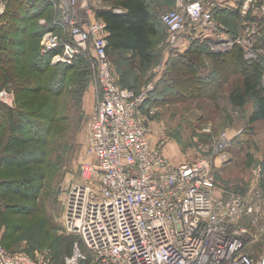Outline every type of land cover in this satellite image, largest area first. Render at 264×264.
Returning a JSON list of instances; mask_svg holds the SVG:
<instances>
[{
	"label": "built area",
	"instance_id": "built-area-1",
	"mask_svg": "<svg viewBox=\"0 0 264 264\" xmlns=\"http://www.w3.org/2000/svg\"><path fill=\"white\" fill-rule=\"evenodd\" d=\"M254 2L243 0L241 16ZM96 3L100 0H53L60 33L46 31L39 49V56L49 57L54 65H72L91 49L101 87L86 147L97 167H83V177L97 175L98 184L69 188L63 214L66 231L81 239L97 264H264V224L252 206L257 194L247 203L240 197L223 199L215 193L206 159L172 163L152 144L138 111L153 84L137 95L118 86L109 70L105 23L92 18ZM217 6L218 0L197 1L179 12L161 14L160 21L170 31V41L190 22L203 33L215 31L218 42H210L211 49L239 45L247 60L257 59L254 21L244 23L245 35L229 38L214 21ZM4 8L0 0V16ZM10 92L0 91V103L8 107ZM227 138V132L221 134L220 147ZM0 264L46 263L24 252H8L0 243Z\"/></svg>",
	"mask_w": 264,
	"mask_h": 264
},
{
	"label": "rangeland",
	"instance_id": "rangeland-1",
	"mask_svg": "<svg viewBox=\"0 0 264 264\" xmlns=\"http://www.w3.org/2000/svg\"><path fill=\"white\" fill-rule=\"evenodd\" d=\"M163 1L151 0V4L156 6ZM197 1L207 0H173L157 13L160 16L173 10L179 12L183 5ZM101 2L92 6L93 12ZM262 3L264 0H256L253 6L250 3L246 16L240 14L234 18L236 29L249 15L264 18ZM44 18L29 22L21 37H11L5 56L0 55L6 60L0 65V91L10 90L12 95V107H6L10 110L18 107L28 117L15 116L18 122L13 123L16 130L13 131L3 124L6 117L0 109V182L20 180L30 173L37 174L40 185L36 199L31 202L22 204L14 196L11 198L15 202L8 205L0 200V243L8 252H24L46 264H69L76 249L79 252L76 264H97L93 253L78 236L68 233L63 224L69 188L76 183L98 184L97 175L89 180L83 177L86 164L97 167L96 161L86 154L88 124L101 97L96 61L89 49L85 54L89 64L84 59L87 63H79L66 76H61L62 70L55 68L46 73L37 71L35 67L43 68L45 62H30V53L40 49L46 33L40 27ZM199 28L189 22L177 33L179 41H170L171 33L167 29L164 42L158 47L156 62L147 69L139 70L138 61H131L128 56L109 53V70L118 86H133L138 92L149 84H155L156 88L159 80L165 78L163 73L170 69L171 59L183 53L181 47L188 42L187 36L201 31ZM244 29L243 26L241 35H245ZM216 42L218 38L212 43ZM50 65L56 67L51 62ZM163 84L171 85L169 80ZM162 88L159 94L150 95L138 111L152 144L159 146L172 163L206 159L211 165L215 193L223 199L240 197L247 203L256 193L258 198L251 201L252 206L258 222L264 224V120L248 122L252 101L242 108H234L228 101L227 83L216 93L209 94L206 90L211 97L184 98L185 94L178 95L177 89L172 88L173 92L168 90V98L162 100L166 96ZM171 92L173 96H169ZM155 96L156 103L152 102ZM243 130L251 131L248 137L240 135ZM14 132H24L28 147L42 152L37 164L3 162L5 142ZM224 132L228 137L226 146L220 147L219 138Z\"/></svg>",
	"mask_w": 264,
	"mask_h": 264
},
{
	"label": "trees",
	"instance_id": "trees-1",
	"mask_svg": "<svg viewBox=\"0 0 264 264\" xmlns=\"http://www.w3.org/2000/svg\"><path fill=\"white\" fill-rule=\"evenodd\" d=\"M101 1V5L94 12L92 18L102 20L105 23L104 39L106 40L108 61L109 53H115L128 56L131 61H138L139 70L147 69L154 64L156 62L155 57L158 56V47L164 42L167 34V28L160 21V16L157 12L163 9L162 7L165 4L170 6V2L173 0H164L162 4L160 3L156 6H152L151 0ZM242 1L237 0L233 7L226 2H220L213 12L214 21L219 28L225 31L229 38L241 35L244 23L247 20L254 21L257 34L254 38L253 47L257 52V59L247 60L243 49L239 45H234L225 51L213 50L210 47V42L216 38L214 31L208 33H203L202 31L194 32L192 35L187 36L188 42L181 47L183 53L180 57L171 59L170 69L163 73L165 78L159 80L160 82L157 83L156 88L155 84L153 85L154 89L147 99L152 94H159L160 88L163 86L166 90V96L161 99L166 100L168 98V90L173 92V90H170L172 88L177 89L178 95L184 96L185 94L186 97L184 98L198 95L206 97L211 93H216L218 88L227 83L229 103L234 108H242L248 101H252L253 109L248 122L253 124L264 120V18L258 17V19L249 15L250 17L243 19L245 22L240 23L236 29L235 19L240 16ZM4 3L6 10L0 16V55L5 56V48L11 41L10 38L17 39V37H21L26 25L31 21H35L34 19L37 17L43 16L44 18L46 14H49L48 17L46 16L43 19V26H39L44 32L51 30L60 33V28L55 25V23L59 22L60 15L54 9L53 0H5ZM28 8L30 9L28 10ZM117 10H120V12H117ZM24 12L26 14L22 16ZM10 29H14V31L8 32ZM2 31L5 33L2 34ZM179 37L180 35L178 38L176 36L177 41L180 40ZM35 50L37 52L30 53L32 57L36 54L34 55L35 57H31L30 62H45L42 65L43 68L35 67L39 72L44 71L46 73L51 68H55L62 70L60 71L61 76H66L79 63H83L84 59L87 61L85 56H78L70 66L56 65V67H52L50 58L40 57L39 49ZM2 63H6V60L4 61L0 56V65ZM30 67L32 68V65ZM168 80L171 85L165 86L163 83ZM122 89L131 91L135 95L140 92L133 86L122 87ZM206 90H209V94ZM172 92L169 96H173ZM156 98L157 96L152 102L156 103L158 100ZM7 107L0 104V109L5 112L6 117H4L5 122L3 124L7 125L10 130L16 131L13 126V123L18 122L15 116L19 117V119L20 116H22V119L27 116H24L21 113L23 110L18 107H13L11 110ZM250 132V130H243L240 135L248 137ZM26 140L24 132L23 134L14 132V134H10L7 137L4 145V158H2L5 164L14 162L18 165H28L39 162L42 152L29 148V143ZM36 146H38V142ZM39 188L37 174L30 175V173H27L23 179L0 182V200L8 205L11 202H15L11 198L14 196L21 200L22 204L31 202L36 199Z\"/></svg>",
	"mask_w": 264,
	"mask_h": 264
},
{
	"label": "crops",
	"instance_id": "crops-1",
	"mask_svg": "<svg viewBox=\"0 0 264 264\" xmlns=\"http://www.w3.org/2000/svg\"><path fill=\"white\" fill-rule=\"evenodd\" d=\"M218 2H226L228 3L229 6H235V3H237V0H218ZM117 12H120V10H117ZM219 25L221 26V24L219 23Z\"/></svg>",
	"mask_w": 264,
	"mask_h": 264
},
{
	"label": "bare ground",
	"instance_id": "bare-ground-1",
	"mask_svg": "<svg viewBox=\"0 0 264 264\" xmlns=\"http://www.w3.org/2000/svg\"><path fill=\"white\" fill-rule=\"evenodd\" d=\"M76 250H77V249H76ZM75 255L78 256V250L75 251ZM69 264H76V257H75L74 259H71V260L69 261Z\"/></svg>",
	"mask_w": 264,
	"mask_h": 264
}]
</instances>
